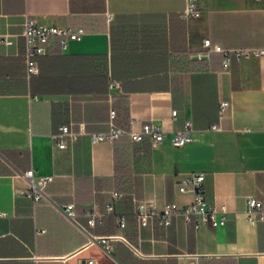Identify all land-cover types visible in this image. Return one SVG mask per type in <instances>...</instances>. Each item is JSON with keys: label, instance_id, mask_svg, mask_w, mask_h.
<instances>
[{"label": "crops", "instance_id": "obj_1", "mask_svg": "<svg viewBox=\"0 0 264 264\" xmlns=\"http://www.w3.org/2000/svg\"><path fill=\"white\" fill-rule=\"evenodd\" d=\"M187 1L0 0V264H264V217L250 221L246 212L248 194L264 200V54L225 67L203 44L264 45V0H197L200 12L182 16ZM26 13L84 29L66 48L53 39L31 80L19 44ZM188 118L221 128L173 145ZM145 121L165 137L89 136L115 125L139 131ZM62 123L78 131L65 147L53 137ZM29 167L54 174L49 198L23 191ZM195 169L206 172V198L227 207L225 224L194 226L181 215L139 224L138 202L160 209L187 200L178 182ZM68 201L83 227L59 208ZM87 207L105 213L89 225Z\"/></svg>", "mask_w": 264, "mask_h": 264}, {"label": "built area", "instance_id": "obj_2", "mask_svg": "<svg viewBox=\"0 0 264 264\" xmlns=\"http://www.w3.org/2000/svg\"><path fill=\"white\" fill-rule=\"evenodd\" d=\"M200 7L197 0H188L182 11V16L189 14H198ZM84 33L83 27L73 28L68 25H59L56 23L40 22L30 13H26L22 22V31L19 44L22 48V54L25 60L26 75L29 80L35 77L40 71L39 56L46 53L49 44L53 39H57L62 48H66L72 39L80 38ZM1 39L6 43H12L14 39L10 36H1ZM203 44L206 47V54L216 50L222 53V63L225 67L229 66L232 57L236 59H246L251 57H259L264 54V45H245L235 47H225L220 43H212L210 37L203 39ZM117 82L112 80L111 85ZM229 100L223 99L220 101L219 116L223 115V110L228 105ZM115 109H110L111 116H115ZM172 113H176V109H172ZM264 126V122H263ZM219 121L212 122L203 128H195L191 119H186L181 128L175 129L171 134V142L175 146L184 145L195 139L194 131L202 132L206 129H220ZM81 132L84 128L81 127ZM151 133L155 141H161L165 137V130L153 121H145L142 129L134 131L123 126H111L108 129L93 130L89 132L91 141H112L119 137L120 134L128 132L132 138H140L142 132ZM78 135V131L72 130L68 123H62L59 130L54 132L53 137L59 147H65L69 140H74ZM23 173L28 179V186L23 190L30 195L33 200L41 198H49L45 187L49 181L54 178L53 173L37 172L33 167L24 170ZM206 172L203 169H195L185 173L178 182V190L183 193H188L190 196L184 202L176 200L167 201L158 209L156 206H148L145 202L140 201L137 204L135 216L139 224L144 225L154 217H158V221L164 224L170 223L174 215H181L188 223L198 226L202 223H208L213 226L223 225L227 219V207L211 203L206 198ZM113 196L116 198L119 194L118 190H113ZM59 208L70 218L75 220L80 226L83 225L77 220V211L74 201H68L59 204ZM114 211V201H108L105 205V212ZM105 212L96 211L92 207L84 209V214L87 218V223L93 225ZM246 212L250 221H255L258 218L264 217V200L256 197L254 194H248L246 197ZM120 226L125 225V217L119 215L117 217ZM113 236H118L117 234ZM90 241L108 244V237L105 235H90ZM93 259H87V264H92ZM190 264H196V261Z\"/></svg>", "mask_w": 264, "mask_h": 264}]
</instances>
